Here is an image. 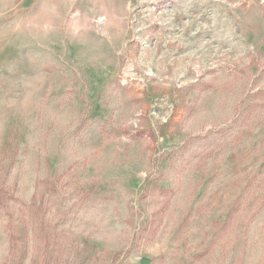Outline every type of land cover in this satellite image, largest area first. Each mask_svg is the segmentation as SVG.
Returning <instances> with one entry per match:
<instances>
[{
    "label": "rangeland",
    "instance_id": "rangeland-1",
    "mask_svg": "<svg viewBox=\"0 0 264 264\" xmlns=\"http://www.w3.org/2000/svg\"><path fill=\"white\" fill-rule=\"evenodd\" d=\"M264 264V0H0V264Z\"/></svg>",
    "mask_w": 264,
    "mask_h": 264
},
{
    "label": "water",
    "instance_id": "water-1",
    "mask_svg": "<svg viewBox=\"0 0 264 264\" xmlns=\"http://www.w3.org/2000/svg\"><path fill=\"white\" fill-rule=\"evenodd\" d=\"M140 264H151V261L148 259L141 260Z\"/></svg>",
    "mask_w": 264,
    "mask_h": 264
}]
</instances>
